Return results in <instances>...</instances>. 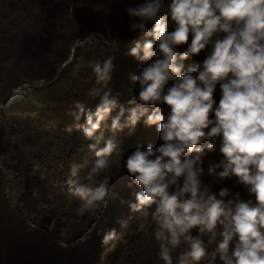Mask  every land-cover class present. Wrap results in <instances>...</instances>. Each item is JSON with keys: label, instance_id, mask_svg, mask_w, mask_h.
Returning a JSON list of instances; mask_svg holds the SVG:
<instances>
[{"label": "trees", "instance_id": "obj_1", "mask_svg": "<svg viewBox=\"0 0 264 264\" xmlns=\"http://www.w3.org/2000/svg\"><path fill=\"white\" fill-rule=\"evenodd\" d=\"M140 3L0 0V264H164L152 209L144 217L140 214L143 207H132L142 189L124 166L137 146L146 150L162 143L156 126H147L146 117H141L134 128L111 129V120L121 107L123 124L129 110L137 106L129 103L139 91L130 76L148 63L127 55L136 42L151 39L128 30L131 18L126 8ZM174 27L170 24L168 30ZM148 28L151 31L152 25ZM186 48L187 44L176 50L182 53ZM210 50L211 45L185 60L182 72L199 68ZM108 58L113 63L111 79L98 85L91 65H102ZM172 83L165 86V92ZM101 87L118 99L109 119L95 133L102 134L97 143L95 136L92 140L84 137L79 127L85 123L84 116L75 105L83 103L85 111L94 112L99 97L90 93ZM220 97L217 84L214 108ZM153 107L148 106L149 113ZM161 107L167 114L168 107ZM213 139V152L207 151L211 141L200 145L206 153L202 186L213 193L229 188L225 202L239 192L240 200L254 203L237 178L221 181L207 174L209 164L223 158L220 138ZM108 140L117 145L106 158L108 166L86 179L96 163L95 151ZM102 186L104 197L85 208ZM197 234L193 229L192 235ZM109 235L112 238L105 242ZM202 239L207 251L213 252L216 243L209 244L208 235ZM187 247L182 243L172 251L173 264ZM210 260L206 256L199 264ZM212 264L222 262L217 256Z\"/></svg>", "mask_w": 264, "mask_h": 264}, {"label": "clouds", "instance_id": "obj_2", "mask_svg": "<svg viewBox=\"0 0 264 264\" xmlns=\"http://www.w3.org/2000/svg\"><path fill=\"white\" fill-rule=\"evenodd\" d=\"M126 13L131 18L128 30L151 38L136 42L127 55L148 63L130 76L139 91L129 103L137 106L129 110L123 124L121 107L111 120V129L134 128L141 117H146L147 126H156L162 143L146 150L137 146L124 166L142 189L132 207H143L140 214L144 217L152 209L160 259L173 264L172 251L183 243L188 247L177 264H199L206 256L211 257L209 264L217 256L222 264H264V0H144L128 6ZM170 24L175 26L172 31ZM185 44L182 53L176 50ZM209 45L202 65L182 72L183 62ZM91 66L96 84L110 81L112 58ZM170 81L172 86L165 92ZM217 84L221 97L214 108ZM90 95L99 97L94 112L85 111L83 103L75 105L84 116L85 123L79 127L88 140L109 119L118 99L102 87ZM161 105L168 107L167 114ZM148 106H155L150 113ZM216 137L223 158L209 164L207 174L221 181L237 178L254 203L240 200L239 192L225 202L229 188L213 193L202 186L206 153L200 145L211 141L207 151L213 152ZM101 138L102 134L95 136L96 142ZM90 147L95 149L96 144ZM116 147L108 140L95 151L96 163L86 179L108 166L106 158ZM104 195L102 186L84 207L91 208ZM204 235L209 236V244L216 243L211 253ZM111 238L105 237V242Z\"/></svg>", "mask_w": 264, "mask_h": 264}, {"label": "rangeland", "instance_id": "obj_3", "mask_svg": "<svg viewBox=\"0 0 264 264\" xmlns=\"http://www.w3.org/2000/svg\"><path fill=\"white\" fill-rule=\"evenodd\" d=\"M141 1V3H143L144 2V0H140Z\"/></svg>", "mask_w": 264, "mask_h": 264}]
</instances>
